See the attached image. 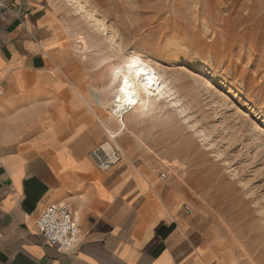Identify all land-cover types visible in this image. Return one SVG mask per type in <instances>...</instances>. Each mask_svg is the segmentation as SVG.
<instances>
[{"label":"crops","instance_id":"0c3cea01","mask_svg":"<svg viewBox=\"0 0 264 264\" xmlns=\"http://www.w3.org/2000/svg\"><path fill=\"white\" fill-rule=\"evenodd\" d=\"M1 1L0 264H236L221 253L218 222L196 205L194 177L135 157L123 139L127 157L97 168L89 153L105 131L88 99L103 65L95 56L89 66L96 53L73 46L48 0ZM60 203L72 205L79 232L66 253L36 226Z\"/></svg>","mask_w":264,"mask_h":264},{"label":"rangeland","instance_id":"374dc122","mask_svg":"<svg viewBox=\"0 0 264 264\" xmlns=\"http://www.w3.org/2000/svg\"><path fill=\"white\" fill-rule=\"evenodd\" d=\"M48 4L61 29L75 36L73 46L79 40L85 44L81 53H96L85 60L97 57L101 75L129 54L144 62L156 91L146 116L126 115L122 142L134 147L135 157L161 159L172 174L194 177L202 195L196 205L221 227V253L236 264H264V5L259 0ZM114 110L96 119L114 121ZM101 124L100 146L109 142L121 150V159L127 157L130 146L124 149L118 138L112 144L110 127Z\"/></svg>","mask_w":264,"mask_h":264},{"label":"bare ground","instance_id":"6f19581e","mask_svg":"<svg viewBox=\"0 0 264 264\" xmlns=\"http://www.w3.org/2000/svg\"><path fill=\"white\" fill-rule=\"evenodd\" d=\"M75 45L77 47L79 46L78 49L80 51H85V44L80 43L79 40L77 42L75 41ZM134 61H139L138 67L144 70L147 73V76L145 78H142L143 82H139L135 75L136 69L131 70L130 78L132 83L136 85V87L134 88V99L136 100V102L134 104H129L127 96L119 98L122 96V94L120 93V87L124 77L129 75L130 73V69L127 67V65L134 63ZM118 68L120 69L119 73L117 72ZM103 77L105 79L104 84L102 82L101 86H92L90 89V99L93 104L91 103L89 105V109L93 112L95 118H98V115L105 113L108 108L110 109V107L115 109L111 114V116L114 117V121L111 117L101 120V123H104V127L106 129H108L107 126L110 127V122L112 123L113 121L112 124L114 126L112 129L110 127L111 133L108 134V138L113 144L115 143V138H118V141L120 142L123 139L122 137L124 132L128 130L126 120V115L128 113L133 114L136 120H141L144 116L147 115L148 109L150 107V96L154 94V92L156 91V87L154 85V81L151 78L150 71L146 68L144 62H141L136 54H129L119 58L116 65L114 64L106 75H101V78ZM149 79L153 81V84L151 86H149L147 83ZM99 147L101 151H103L102 153H105L107 155L112 154L114 148H116L114 145L111 146L109 142H105L102 146ZM122 151L125 155V151L123 148Z\"/></svg>","mask_w":264,"mask_h":264},{"label":"built area","instance_id":"2783aa9c","mask_svg":"<svg viewBox=\"0 0 264 264\" xmlns=\"http://www.w3.org/2000/svg\"><path fill=\"white\" fill-rule=\"evenodd\" d=\"M0 7H3L1 0ZM2 94L3 91L0 87V96ZM102 152L98 146L89 153L90 159L100 171L110 170L121 159V151L117 148H114L110 155ZM160 177L163 179L165 175L161 174ZM185 210L191 214L188 208L185 207ZM36 226L38 235L60 253L73 251L79 245V232L73 220V208L70 203L47 207L38 218Z\"/></svg>","mask_w":264,"mask_h":264},{"label":"snow or ice","instance_id":"6c2138e0","mask_svg":"<svg viewBox=\"0 0 264 264\" xmlns=\"http://www.w3.org/2000/svg\"><path fill=\"white\" fill-rule=\"evenodd\" d=\"M138 65H139V61H134V63L127 65V67L130 69V73L129 75L125 76L121 82L120 93L122 94V96L119 98H123L124 96H127L129 104H134L136 102V100L134 99V95H135L134 88L136 87V85H134L131 81L130 78L131 70L136 69L135 75L139 82H143L142 78H145L147 76V73L144 70L140 69ZM117 72L118 73L120 72L119 68L117 69ZM147 83L149 86H151L153 84V81L149 79Z\"/></svg>","mask_w":264,"mask_h":264}]
</instances>
